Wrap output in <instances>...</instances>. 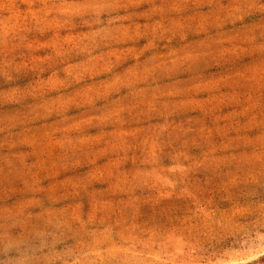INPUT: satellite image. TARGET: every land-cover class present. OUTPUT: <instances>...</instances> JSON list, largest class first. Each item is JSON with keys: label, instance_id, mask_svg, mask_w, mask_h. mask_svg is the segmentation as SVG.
<instances>
[{"label": "rangeland", "instance_id": "rangeland-1", "mask_svg": "<svg viewBox=\"0 0 264 264\" xmlns=\"http://www.w3.org/2000/svg\"><path fill=\"white\" fill-rule=\"evenodd\" d=\"M0 264H264V0H0Z\"/></svg>", "mask_w": 264, "mask_h": 264}]
</instances>
